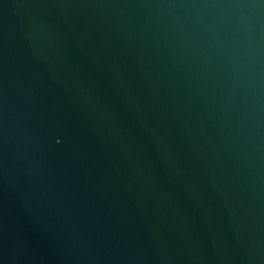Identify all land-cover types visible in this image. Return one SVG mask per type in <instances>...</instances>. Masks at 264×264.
<instances>
[{
  "label": "water",
  "instance_id": "obj_1",
  "mask_svg": "<svg viewBox=\"0 0 264 264\" xmlns=\"http://www.w3.org/2000/svg\"><path fill=\"white\" fill-rule=\"evenodd\" d=\"M0 264H264V0H0Z\"/></svg>",
  "mask_w": 264,
  "mask_h": 264
}]
</instances>
